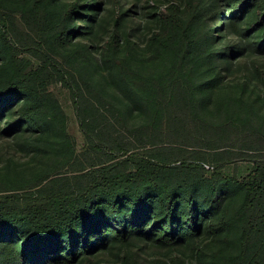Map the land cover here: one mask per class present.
Wrapping results in <instances>:
<instances>
[{
  "label": "trees",
  "instance_id": "trees-1",
  "mask_svg": "<svg viewBox=\"0 0 264 264\" xmlns=\"http://www.w3.org/2000/svg\"><path fill=\"white\" fill-rule=\"evenodd\" d=\"M245 56L264 0H0V264H264Z\"/></svg>",
  "mask_w": 264,
  "mask_h": 264
},
{
  "label": "rangeland",
  "instance_id": "rangeland-1",
  "mask_svg": "<svg viewBox=\"0 0 264 264\" xmlns=\"http://www.w3.org/2000/svg\"><path fill=\"white\" fill-rule=\"evenodd\" d=\"M171 1H176V0H171ZM154 2H162V3L166 4L167 0H154ZM141 10H142V12H141L142 14H141L140 17L138 16L137 18L138 19L141 18L142 19V24L144 26H146L147 23L151 20V17L149 15L151 9L149 8V9H144L143 10V8H142ZM254 62L262 63L263 66H264V57L257 58V57H254V56H245L242 59H239L238 61H236V63L234 64V67H235V70H236L235 76L236 77H241L243 75L244 71H243V69H241L242 63H246L247 66L251 68ZM246 73H247L249 78H251V79L253 78L251 70H247ZM255 82L256 81L253 80V83H255ZM251 85H253V84H251ZM59 94H60L61 101H62V103H63V105H64V107L66 109V112H67V114L70 117L69 130L81 142L82 141V135H81V132H80V128H79L76 116L74 114V110H73L71 101H70L69 96L67 94V91L59 90ZM246 165L247 164L245 162H243V163L241 162V163H239V167L238 168L241 171H245L246 170Z\"/></svg>",
  "mask_w": 264,
  "mask_h": 264
}]
</instances>
